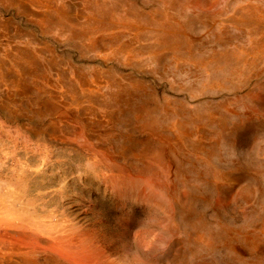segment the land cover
<instances>
[{
	"label": "rangeland",
	"instance_id": "374dc122",
	"mask_svg": "<svg viewBox=\"0 0 264 264\" xmlns=\"http://www.w3.org/2000/svg\"><path fill=\"white\" fill-rule=\"evenodd\" d=\"M0 264H264V0H0Z\"/></svg>",
	"mask_w": 264,
	"mask_h": 264
}]
</instances>
